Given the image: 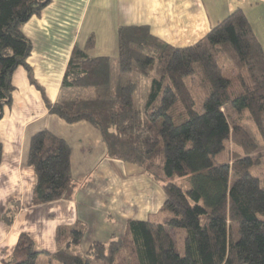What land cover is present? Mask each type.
I'll list each match as a JSON object with an SVG mask.
<instances>
[{"label":"trees","instance_id":"trees-1","mask_svg":"<svg viewBox=\"0 0 264 264\" xmlns=\"http://www.w3.org/2000/svg\"><path fill=\"white\" fill-rule=\"evenodd\" d=\"M51 3L0 0V120L12 104L19 68L42 91L28 64L33 45L23 27ZM118 42L116 59L90 58L92 38L87 49L75 48L60 101L42 95L51 114L95 127L107 156L141 168L166 201L147 220L129 221L123 237L92 243L84 255L71 253L86 234L82 223L58 231L53 254L22 234L7 264H117L121 254L126 264H264V181L252 174L261 161L254 157L257 141L264 140V52L245 14L236 10L188 48L144 27L120 28ZM148 83L138 107L135 96ZM227 107L237 113L232 123ZM2 153L0 141V165ZM28 164L36 177L34 205L73 197L64 140L49 131L35 134ZM15 213L6 216L8 225Z\"/></svg>","mask_w":264,"mask_h":264},{"label":"crops","instance_id":"crops-1","mask_svg":"<svg viewBox=\"0 0 264 264\" xmlns=\"http://www.w3.org/2000/svg\"><path fill=\"white\" fill-rule=\"evenodd\" d=\"M236 10L245 14L264 52V0H52L23 27L33 45L28 64L47 101L55 104L62 98L74 49H87L91 38L93 45L86 51L90 58L116 59L122 27H144L175 48H188ZM13 86L12 104L0 120V264L13 259L22 234L38 250L53 254L58 251V231L82 223L87 231L74 248L84 255L92 243L123 237L129 221H145L161 210L166 201L162 187L141 168L109 158L100 132L91 124H68L51 114L25 68L14 73ZM41 131L71 149L76 186L69 200L33 204L36 177L28 155L32 137ZM254 157L264 159V146L259 145ZM12 209L16 213L8 225L5 218Z\"/></svg>","mask_w":264,"mask_h":264},{"label":"rangeland","instance_id":"rangeland-1","mask_svg":"<svg viewBox=\"0 0 264 264\" xmlns=\"http://www.w3.org/2000/svg\"><path fill=\"white\" fill-rule=\"evenodd\" d=\"M224 58V57H223ZM222 59V64L223 66H225L228 70L229 68V62L226 61V59ZM231 76V75H230ZM148 89H149V83L146 84L144 87H143V91H142V95L140 94H137L135 96V104L136 106L140 107L143 105V102L145 100V97H147V93H148ZM225 114L228 116V119L230 120V122L232 123L236 117H237V113L231 108V107H227L225 109ZM243 126H247L250 130V132H253V127L250 126V125H243ZM248 130V131H249ZM258 144L263 147V143H264V140L262 138H259L258 139ZM252 174L253 176L257 177V178H260L262 181H264V159L261 161L260 164H257L256 166L253 167L252 169ZM71 253H78V249L77 248H72L71 249ZM79 255H82V254H79ZM103 264V263H102ZM117 264H126V261H125V257L123 254L119 255L118 258H117Z\"/></svg>","mask_w":264,"mask_h":264}]
</instances>
